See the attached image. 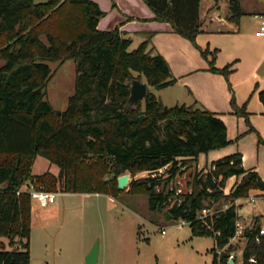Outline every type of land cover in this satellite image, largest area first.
<instances>
[{"label":"trees","instance_id":"1","mask_svg":"<svg viewBox=\"0 0 264 264\" xmlns=\"http://www.w3.org/2000/svg\"><path fill=\"white\" fill-rule=\"evenodd\" d=\"M144 1L156 20L170 22L193 42L220 1L227 3L229 22L238 25L243 14L241 0ZM104 14L94 0H0V40L5 41L0 49V264H30L33 199L28 190L18 194L24 185L56 193L107 194L114 181L118 186L120 175L140 172L148 176L131 184L146 194L150 210L164 211L169 221L185 220L194 236L213 235V264H229L227 253L219 255L218 249L236 235L240 214L234 201L251 189L264 190V181L257 171L244 168L242 154L236 152L197 173L192 191L170 187L201 153L232 143L227 125L195 103L165 105L150 86L161 90L177 78L166 58L149 48L152 34L131 49L133 39L119 28H98ZM202 54L211 71L229 80L232 65L218 68L216 51L204 49ZM69 59L76 64L75 91L60 111L47 99L55 74L50 62ZM143 76L145 109L142 102L129 105L132 82ZM260 98L264 103V89ZM231 104L237 115L249 116L234 95ZM37 155L59 167V173L34 174ZM106 173L115 177L105 181ZM234 176L242 181L225 193ZM222 199L232 204L203 216L204 209ZM262 228V217L254 216L244 229L243 264H264ZM4 237L11 246L19 245L8 249ZM235 248L231 244L228 250Z\"/></svg>","mask_w":264,"mask_h":264},{"label":"rangeland","instance_id":"2","mask_svg":"<svg viewBox=\"0 0 264 264\" xmlns=\"http://www.w3.org/2000/svg\"><path fill=\"white\" fill-rule=\"evenodd\" d=\"M259 3H264V0H243L242 8L248 11ZM246 15L250 20L251 16ZM42 38L47 41L44 35ZM4 43L1 38L0 49ZM136 47L134 45L131 49ZM3 63L0 59V65ZM50 64L55 74L47 85V99L56 110L64 111L68 107L69 97L75 91L76 64L71 59L65 62L53 61ZM242 73L243 78L248 80L264 76V63L259 67L251 60L248 68L244 65ZM134 74L138 76V73ZM141 81L147 83V78L143 76ZM227 82L228 85L231 84L230 79ZM247 82L246 80L245 83ZM255 87L256 84L254 89ZM150 90L157 91L153 86H150ZM174 91L175 101L167 99L165 95L168 106L181 101L180 89L175 88ZM142 108L145 109V99L142 101ZM36 157H39L42 164L37 160L33 165V173H59L56 165L50 169L45 166L49 163L45 157ZM205 164L206 156L202 155L200 163L188 167L172 181L170 187L182 193L192 191L196 174L207 172L211 167L210 163ZM144 176H148V172L131 175V181L124 190H119L117 180L114 181L107 190V195L58 194L55 203H50L48 210L43 212V222L32 225L30 264H86L87 255L97 242V264H213L216 238L213 235L194 236L190 224L169 221L164 211H151L146 194L131 184L134 178ZM107 177H110L109 180L113 178L109 173L105 174V179ZM241 181V178L235 176L229 178L225 193H230ZM257 191L258 189H251L235 204L240 214L238 222L243 229L253 223V218L249 219L247 216L248 212H264V199L254 194ZM252 196L257 197L255 203L249 201ZM231 204L230 200L222 199L207 208V214ZM2 239L8 249L19 245L11 246L8 238ZM246 243L247 240L240 236L232 243L236 247L233 251L241 260Z\"/></svg>","mask_w":264,"mask_h":264},{"label":"crops","instance_id":"3","mask_svg":"<svg viewBox=\"0 0 264 264\" xmlns=\"http://www.w3.org/2000/svg\"><path fill=\"white\" fill-rule=\"evenodd\" d=\"M94 1L105 12L99 20L98 28H119L133 39L131 48L138 46L146 40L148 34H152L149 48H154L155 52L166 58L173 76L177 78L175 84L154 92L165 105H169L165 95L167 99L175 101L174 89L178 88L181 101L177 104L195 103L216 113L225 121L228 138L232 143L208 153H201L198 162L200 163L202 155L206 156V164H212L224 156L240 152L244 168L257 171L264 181V103L260 98V92L264 89V76L257 77V80H248L243 78L242 73L244 65L248 68L251 60L259 67L264 63V36L256 34L260 27V16L264 14V3H259L248 11L242 8L243 14L236 25L227 20V3L220 1L217 7L212 9L211 15L204 22L202 32L193 42L176 32L170 22L156 20L155 12L144 0ZM246 14L251 16L250 20ZM204 49L217 52L216 67L232 65L230 85L225 75L210 70L209 60L202 54ZM233 95L238 105L249 113L248 117L234 112L231 104ZM211 154L213 156H210ZM37 160L42 164L39 157H36L34 164ZM48 162L45 166L50 169L54 164L49 160ZM43 172L45 171L34 173ZM58 194L105 195L69 192ZM254 194L260 195L261 192L258 189ZM49 205L41 206L37 200H33L32 225L43 222L42 214L48 210ZM254 215L261 216L264 222V212L247 213L249 219Z\"/></svg>","mask_w":264,"mask_h":264},{"label":"built area","instance_id":"4","mask_svg":"<svg viewBox=\"0 0 264 264\" xmlns=\"http://www.w3.org/2000/svg\"><path fill=\"white\" fill-rule=\"evenodd\" d=\"M257 35L259 36H264V14L260 16V27L259 30L256 32ZM22 190H28L31 194V197L33 200H37L41 206H47L48 204L52 203L55 201L57 193L56 192H51V191H46L42 189H37L33 184H26L23 186L21 190L18 191V194ZM261 194L259 196L264 197V190H260ZM257 199L256 196H252L250 198V202H255ZM239 198L234 201V204L238 202ZM207 208L202 211L203 216L208 215L207 214ZM239 221V220H238ZM182 224H186L185 220H181ZM165 228H163L164 230ZM244 232V229L240 226L239 222H237V232L236 235L230 239V242L225 245L223 248L218 249V254L222 255L223 253H227L228 255V262L229 264L233 262V264H243V259L241 260L238 256L237 253L234 251H229L230 245L233 243L234 240L238 239V236L242 237V234ZM261 234H264V228L261 229L260 231ZM258 239V238H257ZM259 240V239H258ZM252 261H254V258H251Z\"/></svg>","mask_w":264,"mask_h":264},{"label":"water","instance_id":"5","mask_svg":"<svg viewBox=\"0 0 264 264\" xmlns=\"http://www.w3.org/2000/svg\"><path fill=\"white\" fill-rule=\"evenodd\" d=\"M147 92H148L147 83L138 79L133 80L131 85V95L129 98V105L131 106L139 105L146 98ZM111 177H115V173H112ZM109 179L110 177H107L105 180H109ZM117 179H118V188L120 190H124L131 181V175L129 173H125L120 175ZM98 253H99V244L97 242L95 243L90 253L87 255L86 264H97ZM230 264H233V262H231Z\"/></svg>","mask_w":264,"mask_h":264}]
</instances>
